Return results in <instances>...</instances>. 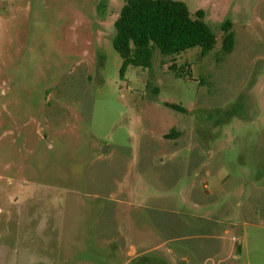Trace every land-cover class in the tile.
Instances as JSON below:
<instances>
[{"label": "rangeland", "instance_id": "obj_1", "mask_svg": "<svg viewBox=\"0 0 264 264\" xmlns=\"http://www.w3.org/2000/svg\"><path fill=\"white\" fill-rule=\"evenodd\" d=\"M102 1L0 0V264H264V0L123 76Z\"/></svg>", "mask_w": 264, "mask_h": 264}, {"label": "trees", "instance_id": "obj_2", "mask_svg": "<svg viewBox=\"0 0 264 264\" xmlns=\"http://www.w3.org/2000/svg\"><path fill=\"white\" fill-rule=\"evenodd\" d=\"M104 14L105 0L99 5ZM232 21L226 19L221 24L223 36L221 50L232 52L235 35ZM115 32L112 44L122 58L120 75L128 66L151 68L154 52L171 56L198 46L200 55H208L217 43L216 33L205 20L203 10L191 14L187 4L179 0H125L119 16L114 22ZM171 69L175 65L170 66ZM159 92L158 87L153 93ZM166 106L186 112L179 104L165 102ZM175 135L171 132L165 135Z\"/></svg>", "mask_w": 264, "mask_h": 264}, {"label": "crops", "instance_id": "obj_3", "mask_svg": "<svg viewBox=\"0 0 264 264\" xmlns=\"http://www.w3.org/2000/svg\"><path fill=\"white\" fill-rule=\"evenodd\" d=\"M186 260H188V261H189V260H190V257H187V258H186ZM189 262H190V261H189Z\"/></svg>", "mask_w": 264, "mask_h": 264}]
</instances>
